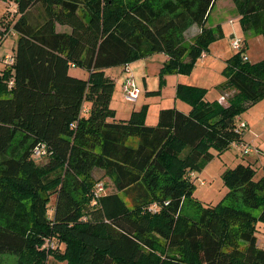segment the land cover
<instances>
[{"label": "trees", "instance_id": "obj_1", "mask_svg": "<svg viewBox=\"0 0 264 264\" xmlns=\"http://www.w3.org/2000/svg\"><path fill=\"white\" fill-rule=\"evenodd\" d=\"M2 1L19 18L5 28L18 41L0 77V256L16 255L17 264H47L49 256L65 264H264L256 236L264 164L259 178L250 163L226 170L228 192L215 206L202 207L191 176L213 150L244 142L237 118L264 99V59L243 60L247 41L224 69L234 92L226 104L179 83L176 99L190 110L163 109L156 126L145 124L146 106L126 120L110 108L108 68L164 54L163 73L192 72L222 36L221 26L207 27L217 0ZM232 1L243 31L264 40V0ZM195 25L200 33L188 44ZM97 170L115 193L95 196ZM187 200L200 209L197 220L183 214ZM47 241L57 248L40 250Z\"/></svg>", "mask_w": 264, "mask_h": 264}, {"label": "rangeland", "instance_id": "obj_2", "mask_svg": "<svg viewBox=\"0 0 264 264\" xmlns=\"http://www.w3.org/2000/svg\"><path fill=\"white\" fill-rule=\"evenodd\" d=\"M119 1L125 5L132 2V0ZM18 18L15 6L0 0V77H2L4 70L10 67V61L8 59L14 56L18 41V35L12 29L6 31L5 28L8 24L13 25ZM220 25L222 28V36L209 46L208 51L202 53V56L196 61L190 74L163 73L165 59L162 54H155L133 62L128 70H124V67L120 66L106 69L107 77L112 79L115 84L110 105L111 111L117 114L118 119L126 120L128 114H131L133 111H139L146 106L147 115L145 124L148 126H156L159 122L161 110L175 108L176 89L179 77H182V80L188 85L206 89V100L208 101H219L225 95V100L221 102L226 104V99L231 97L234 92L226 89L227 78L223 72L227 66L228 59L238 52L232 46V37L241 36L247 41V53L252 62L262 60L258 59V53L264 52V40L262 38V42L257 41V37L254 35L251 36V32L249 34L243 33V30L241 31L239 14L232 0H218L214 11L209 17L208 27L216 28ZM57 31L61 33L69 32L70 28L58 25ZM185 38L188 44L194 40L190 32L185 34ZM204 53L208 55V58H203ZM81 72V70L77 69L72 70V74L76 76L83 75ZM131 75H133V79L140 91L137 103L129 102L123 90L126 78ZM87 76V72L84 71L83 77ZM158 90L161 91V95L151 94ZM181 107H188L190 109V106L183 102ZM242 119L248 124L244 133V142L253 152L249 155H244L237 144H233L222 154L214 150L212 151L215 154V158L208 163L204 171L196 173L197 175H191L192 179L194 178L195 184L194 196L201 203L202 207L217 205L227 194L228 188L225 186L223 180V174L226 170L233 169L239 164L250 163L257 171V177L259 178L262 175V165L264 164V99L255 104H251L243 114ZM47 162V158H42L38 161V164L44 165ZM94 176L96 180H100L99 185L104 186L106 194L116 192L111 180L104 177L102 171H95ZM55 203L56 195H52L49 204L50 216L53 214ZM199 213L200 209L195 205L193 200L185 201L183 206V214L185 216L197 220ZM254 214L258 215L259 211H254ZM256 236L258 237L260 247L264 249V224H258ZM45 246H42L40 250H45L46 252L52 250V248ZM55 247L57 248V243ZM18 261L19 257L16 255L6 254L0 256V262L2 264H17ZM47 264L65 263H60L49 256Z\"/></svg>", "mask_w": 264, "mask_h": 264}, {"label": "built area", "instance_id": "obj_3", "mask_svg": "<svg viewBox=\"0 0 264 264\" xmlns=\"http://www.w3.org/2000/svg\"><path fill=\"white\" fill-rule=\"evenodd\" d=\"M232 46L234 48V50L240 52L242 51L243 47H244V39L243 38H240V37H234L232 39ZM237 52V53H238ZM207 56L206 53L203 54V58H205ZM243 60L245 61H250L251 62V59H250V56L249 54L246 52L244 53V55L242 56ZM10 61L9 64H13L14 62V56L10 57V59H8ZM74 67V65H72ZM130 66H127L125 67L126 70L129 69ZM127 73H130L129 71H126ZM130 75V74H129ZM123 90H124V93H125V96H126V99L131 102V103H137L138 102V99H139V96H140V91L137 87V84L135 82V80L133 79V75L131 76H128L126 78V81L124 83V86H123ZM224 100V99H222ZM221 100V101H222ZM248 127V124L246 123V121L242 120L240 117L237 118V129L236 131L237 132H243L247 129ZM237 145L239 146V148L241 149V151L243 152L244 155H249L250 153L253 152V150L251 148H249L247 146V144H245L244 142H241V143H237ZM44 146H40V147H37L36 150H35V155L36 156H40L42 155V153L44 152ZM104 191V186L103 185H97L96 187V190H95V196L98 197L102 192ZM55 243L52 242V241H47L45 243V247H50V248H54V245Z\"/></svg>", "mask_w": 264, "mask_h": 264}, {"label": "crops", "instance_id": "obj_4", "mask_svg": "<svg viewBox=\"0 0 264 264\" xmlns=\"http://www.w3.org/2000/svg\"><path fill=\"white\" fill-rule=\"evenodd\" d=\"M217 3H218V0L216 1V4H215V6L217 5ZM215 6H214V8H215ZM213 11H214V9H213ZM212 11V12H213ZM239 19H240V16H239ZM221 26V25H220ZM208 27V26H207ZM208 28H211V27H208ZM243 29L241 28V31H242ZM70 32V31H69ZM191 33V36H193V37H195V36H197L199 33H200V29L195 25V26H193L187 33ZM243 33H249L250 34V32L252 33V35L251 36H255V37H257V41L259 40V41H261L262 42V37L261 36H258V35H256L255 33H253L252 31H247V32H245V31H242ZM235 36H233L232 37V39L234 38ZM237 37V36H236ZM240 38H242L241 36H239ZM244 39V38H243ZM259 43V42H258ZM248 52V51H247ZM259 54H260V56H259ZM163 56H164V61L166 62V60H167V57L164 55V54H162ZM205 58H208V55L205 57ZM258 59H264V52H259L258 53ZM259 61H261V60H259ZM252 62V61H251ZM258 62V61H257ZM74 69H77V70H81L82 72V74L84 75V70H82V69H78V68H72L71 69V71H70V73H71V75H73V76H76V75H74V74H72V70H74ZM106 72V71H105ZM88 74V73H87ZM83 75H80V76H76V77H78V78H82V79H87L88 78V76H89V74H88V76L87 77H83ZM179 83H183V84H187L186 82H184L183 80H182V77H179L178 78V84ZM177 84V85H178ZM188 85V84H187ZM224 97H225V95H224ZM224 97L222 98V99H224ZM222 99H220V101L222 100ZM181 102V103H180ZM185 104V103H184ZM182 106V101H180V100H177L176 98H175V108H177V109H179V110H181V111H184V112H188L190 109L188 108V107H184V108H182L181 107ZM185 109V110H184ZM131 116V114H128V116H126L127 117V119H129V117ZM243 116V115H242ZM242 116L240 117L241 119H242ZM115 119H118L117 118V114H116V118ZM118 120H121V119H118ZM122 120H124V119H122ZM243 120V119H242ZM245 138V137H244ZM245 143V142H244ZM246 144V143H245ZM259 159V158H258ZM247 164V163H246Z\"/></svg>", "mask_w": 264, "mask_h": 264}]
</instances>
